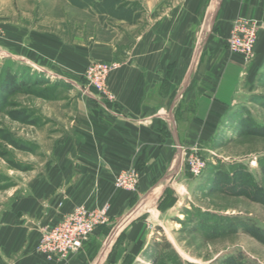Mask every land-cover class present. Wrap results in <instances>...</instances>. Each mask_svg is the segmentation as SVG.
Masks as SVG:
<instances>
[{
	"label": "rangeland",
	"instance_id": "1",
	"mask_svg": "<svg viewBox=\"0 0 264 264\" xmlns=\"http://www.w3.org/2000/svg\"><path fill=\"white\" fill-rule=\"evenodd\" d=\"M100 1L0 0V264H24L35 255L50 263L37 252L41 231L59 222L49 221L76 207L93 210L64 193L52 200L48 183L53 176L64 175L65 159H81L80 113L91 103L89 93L99 94L86 85L83 75L93 63H109L105 58L109 49L103 43L117 41L119 32H127L133 23L148 27V0H112L103 6ZM119 5L124 14H119ZM209 7L187 61L201 49L193 77L212 56L206 44L213 33L209 21L214 0ZM251 21L257 39L249 59L228 49L233 22L222 34L217 29L228 56L223 78L232 81L231 97L224 103L211 101L213 109L202 124H195L194 112V124L185 128L177 149L182 158L176 159V154L160 165L168 162L169 176L176 168L178 172L154 190L146 193L158 173L152 179L150 173L155 172L149 170L147 177L142 167L129 169L136 175L131 190L116 188L114 180L116 190H138V202L121 219L113 220L107 210V224L97 228L79 251L84 264H264V34H259L260 24ZM24 29L55 35L77 48L92 42L83 72L77 76L61 69L66 75L53 76L35 69L30 58L35 53L18 48L24 40L19 42L17 32ZM24 44L28 49L27 41ZM48 44L49 50L60 49L56 43ZM51 57L44 55V63L54 65ZM9 77L19 87L12 93ZM176 87L181 88L174 87L164 116L175 100ZM194 92L187 88L179 109L185 98L194 101L188 98ZM168 139L171 143L170 135ZM190 157L204 163L198 175L191 172ZM47 207L48 214L40 210ZM40 213L50 224L42 221L35 226ZM24 226L39 237L33 250L22 245Z\"/></svg>",
	"mask_w": 264,
	"mask_h": 264
},
{
	"label": "crops",
	"instance_id": "2",
	"mask_svg": "<svg viewBox=\"0 0 264 264\" xmlns=\"http://www.w3.org/2000/svg\"><path fill=\"white\" fill-rule=\"evenodd\" d=\"M214 2L211 16L213 20L209 21V25L213 24V33L206 44L212 56L202 62V70L195 77L193 70L197 52L201 49H196L189 64L187 61L196 42L200 24L208 17L213 0H148V27L133 23L127 32H119L117 41L103 43L102 46L109 49V55L105 57L107 62L120 64L106 81V92L111 99L105 95L89 93L91 103L80 113L83 150L81 159H65L64 175L50 178L48 184L51 189L48 195L52 200L64 193L67 199L83 203L88 209L107 205L110 217L113 220L121 219L138 202V190L133 193L116 190L113 183L119 172L142 167L141 170L147 177L149 170L155 172L149 171L153 175L152 179L158 173L156 182L146 193L178 172L176 168L169 176L168 162L162 169L160 165L165 159H175L176 154L179 155L176 159L182 158V153H178L177 149L185 128L188 129L189 126L190 129L194 124L191 120L194 112L198 120L195 124H202L213 109L211 101L224 103V100L231 97L228 95L231 89L228 85L232 81L223 78V73L229 68L228 56L223 44L218 41L217 29L222 34V30L227 29L231 22L242 18L257 21L261 28L259 34H264V0ZM21 37L24 40L22 44ZM17 38L20 42L18 48L22 47L25 53H35L32 57L26 54L34 62L35 69L53 76L66 75V71L62 72L61 69L79 76L88 64L87 56L93 46L88 41L81 43L80 48L75 47V43L65 45L57 36L38 34L34 29L19 30ZM26 41L28 49L24 44ZM48 43H56L60 45V49L49 50ZM36 53H40V57ZM60 53L64 55L61 56ZM43 54L51 55L54 65L45 64ZM61 63L66 64V67ZM70 78L74 80L73 76ZM177 85L181 88L176 87L175 100L164 116ZM189 87H193L195 92L188 98L194 101L185 98L179 109L184 92ZM169 135L171 143L168 141ZM40 210L50 213L49 207ZM45 213L38 215L35 226L48 223ZM42 221L45 223L42 224ZM30 231L24 226L22 245L27 250H33L31 245L34 246L39 238ZM31 263L46 264L40 255L31 256L24 262ZM47 264H84V259L79 252L67 261L54 260Z\"/></svg>",
	"mask_w": 264,
	"mask_h": 264
},
{
	"label": "built area",
	"instance_id": "3",
	"mask_svg": "<svg viewBox=\"0 0 264 264\" xmlns=\"http://www.w3.org/2000/svg\"><path fill=\"white\" fill-rule=\"evenodd\" d=\"M257 39V28L254 22L238 18L233 21V28L228 39V49L245 59L253 56V49ZM117 62H97L84 73L86 85L101 95L111 97L106 92V81L111 72L117 70ZM204 163L198 157L189 158V166L194 175H198ZM135 173L132 170L122 172L115 178L116 188L133 189ZM108 206L86 210L81 207L72 209L58 223L46 227L41 231L37 244V252L43 254L50 261H67L77 254L82 245L99 227L107 224Z\"/></svg>",
	"mask_w": 264,
	"mask_h": 264
},
{
	"label": "trees",
	"instance_id": "4",
	"mask_svg": "<svg viewBox=\"0 0 264 264\" xmlns=\"http://www.w3.org/2000/svg\"><path fill=\"white\" fill-rule=\"evenodd\" d=\"M100 3H102L101 6H103L104 4H112L113 1L112 0H102V1H100ZM97 9L100 10L99 8H97ZM117 9L120 11L119 14H122V13L124 14L125 13L123 11V9L120 8V5H119V7H117ZM98 13H102L103 14V11L100 10V11H98ZM115 13H117V11H115ZM119 14L117 13V17H119V19H122L120 16H118ZM7 81H8V90H9L10 93L15 92L19 88L18 86H14L15 85L14 78L9 77V78H7Z\"/></svg>",
	"mask_w": 264,
	"mask_h": 264
},
{
	"label": "bare ground",
	"instance_id": "5",
	"mask_svg": "<svg viewBox=\"0 0 264 264\" xmlns=\"http://www.w3.org/2000/svg\"><path fill=\"white\" fill-rule=\"evenodd\" d=\"M213 16H214V15H213ZM212 20H213V17H212V19H211V22H212ZM198 52H199V51H198ZM198 52H197V53H198ZM197 53H196V55H197ZM194 61H195V60H194ZM194 61H193V62H194ZM191 71H192V67L190 68V73H189V75L191 74Z\"/></svg>",
	"mask_w": 264,
	"mask_h": 264
}]
</instances>
